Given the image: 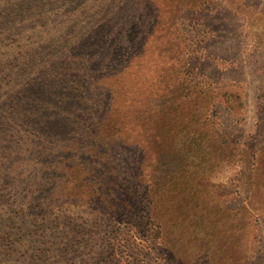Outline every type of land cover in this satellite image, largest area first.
I'll return each mask as SVG.
<instances>
[{"label": "trees", "instance_id": "1", "mask_svg": "<svg viewBox=\"0 0 264 264\" xmlns=\"http://www.w3.org/2000/svg\"><path fill=\"white\" fill-rule=\"evenodd\" d=\"M54 1L0 0V189L4 188L0 196V255L25 236L22 230L31 228L30 216L45 217L49 222L54 215V220L61 221L90 217L120 223L135 214V223L155 229L163 252L165 243L180 242L184 236L189 249V240H197L198 254L209 260L223 252L216 242L223 238L224 244L240 241L231 218L236 212L215 219L219 207L207 215L208 198L197 188V181L209 179L225 157L221 145L210 148L199 137H212L214 132L215 138L225 143L224 137L210 127L194 129V123L208 124V119H200L197 113L189 123H182L177 108L183 96L177 90L158 98H136L125 72L100 83L92 94L93 85L81 83L83 75L92 74L91 60L58 37L45 34L43 39L33 34L37 26L41 30L46 14L39 16ZM170 1L174 13L182 4L200 6L213 0ZM12 37L15 44H6ZM51 62L57 69H67L63 68V74L54 72ZM39 73L55 92L51 101L44 98L38 103L33 98L36 88L24 82L32 74L38 75L33 80L40 78ZM60 82L67 88L72 84L67 93L59 95L55 90ZM200 83L185 79L191 88H203L205 84ZM53 98L56 102L52 103ZM150 140L151 151L138 161L132 147L143 141L150 144ZM241 152L240 148L230 150L232 167H243ZM75 173L77 178L72 175ZM51 179L55 181L47 187L45 197L43 182ZM29 180L33 183L28 186ZM22 190L25 193L19 194ZM256 210L259 215L264 212ZM165 228H169L170 239L163 233ZM196 258L194 255L185 264H193ZM243 258V251L237 249L231 264H241Z\"/></svg>", "mask_w": 264, "mask_h": 264}, {"label": "rangeland", "instance_id": "2", "mask_svg": "<svg viewBox=\"0 0 264 264\" xmlns=\"http://www.w3.org/2000/svg\"><path fill=\"white\" fill-rule=\"evenodd\" d=\"M172 3L57 0L39 16L46 14L44 25L41 30L37 26L33 34L43 39L45 34L58 37L73 44L75 53H83L91 60L92 74L83 75L81 83L93 85L92 94L100 83L125 72L136 98H158L174 89L183 96L177 108L182 123H189L194 113L200 119L207 118L208 124L203 127L194 123V129L210 127L226 141L215 138L214 132L212 137L202 135L198 140L210 148L221 145L225 157L221 168L211 172L209 179L197 181V188L208 198L207 215L219 207L221 211L216 210L215 219L236 212L231 218L237 224L234 230L240 241L224 244L226 239L222 237L214 245H222L223 252L211 255L209 260L205 254L204 259L198 254L197 240H189V249L184 236L180 242L165 243L169 253H164L154 236L155 229L135 223V214L127 215L120 223L89 217L77 220L79 224L71 219L54 220V215L50 217L53 222L30 216L31 228L25 227V236L0 255V264H185L194 255L197 258L193 264H231L237 249L244 253L241 264H264V212L259 215L256 210L264 211V0H213L200 6L187 3L174 13ZM6 44H15L14 38ZM63 68L57 69L52 63L51 70L63 74ZM35 76L38 75L24 79L28 87L36 88L33 98L38 103L44 98L51 101L55 92L48 86L46 76L39 73L40 78L33 80ZM185 79L205 86L191 88ZM70 85L67 88L60 82L55 90L59 95L67 93ZM144 143L132 147L138 161L151 151V140L150 144ZM233 148L243 153L241 169L230 164L229 152ZM72 175L78 177L76 173ZM231 177L234 178L229 180ZM54 181L43 182L45 197L49 194L47 187ZM32 183L29 180L28 186ZM9 192L4 193V199ZM23 193L24 190L19 192ZM168 231L163 229L170 239Z\"/></svg>", "mask_w": 264, "mask_h": 264}]
</instances>
